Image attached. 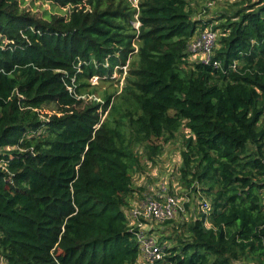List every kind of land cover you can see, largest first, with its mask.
<instances>
[{
	"label": "trees",
	"instance_id": "obj_1",
	"mask_svg": "<svg viewBox=\"0 0 264 264\" xmlns=\"http://www.w3.org/2000/svg\"><path fill=\"white\" fill-rule=\"evenodd\" d=\"M48 1L72 13L39 20L0 0V260L138 264L134 176L162 152L152 140L183 134L175 174L199 204L149 231L165 247L157 264H264V0L219 25L189 0ZM207 28L220 68L189 53ZM124 67L105 106L79 99ZM45 106L56 113L43 119Z\"/></svg>",
	"mask_w": 264,
	"mask_h": 264
},
{
	"label": "rangeland",
	"instance_id": "obj_2",
	"mask_svg": "<svg viewBox=\"0 0 264 264\" xmlns=\"http://www.w3.org/2000/svg\"><path fill=\"white\" fill-rule=\"evenodd\" d=\"M18 1L21 10L30 13L31 16L39 20L49 21L52 17L68 18L69 15L72 13V9H70L69 6L66 8L56 6L48 0ZM129 1L133 3L134 7H137L139 0ZM189 1L190 3H192L191 5L195 11L194 17H196L197 19L203 18L208 20L219 21L221 15H223L224 13H226L227 15H232L235 11L244 7L246 4L242 3L244 1L247 2L248 0H215L213 3H209L203 0ZM205 6L210 7V10L204 12ZM84 7L87 10L90 9L89 6L86 4V0H84V3L79 6V9H82ZM219 24L220 21L218 23L215 22V24L213 25ZM137 26L138 24H136V28ZM217 34L219 38L220 31H217ZM134 47L135 52H137L138 46L135 45ZM197 57L198 59H201V55H198ZM113 78L115 80H112V83L100 82L99 79L94 78L89 79L88 83L90 86L88 89L85 90V92H80L83 95H80L79 99H82V101L85 102L84 105H87V103L103 104L102 99L103 96L106 94H116V96H114L116 98L122 92V89L125 85V79L118 72L116 75H114ZM112 105L113 104H111L109 107L102 108V110H105L102 115V121H105L107 119ZM103 106L105 105L103 104ZM54 109V106H45L43 109H41L43 119H45V117H50L51 115L55 114L56 111ZM151 144L162 146V152L157 155L154 160L146 161V164H144L143 166V170L135 174L133 182L135 189L138 190H136L134 195L131 196V204L134 206L135 204L144 200L148 196L152 195L155 191L161 190V187H166L168 190L170 187L173 194L178 197L180 205L182 207V211L178 213L175 218V221H191L194 217V211L198 207L199 201H197L198 199L196 198L197 196L195 195V193H192L191 190L190 192H187V189L183 186L180 180V176L175 174V172H177V167L181 164V148L184 144L183 134H178L175 140L168 144H165L162 139L152 140ZM142 160L144 159L142 158ZM141 189L144 190L142 191ZM128 210L129 208L127 209V212L130 211ZM155 223L156 222L149 223L148 228L153 229L154 227H157V224ZM207 226H209V224H207ZM158 228L160 227H157V229ZM165 228L169 229L170 233H172V224ZM166 229L164 230L166 231ZM0 264H4L2 260H0Z\"/></svg>",
	"mask_w": 264,
	"mask_h": 264
},
{
	"label": "built area",
	"instance_id": "obj_3",
	"mask_svg": "<svg viewBox=\"0 0 264 264\" xmlns=\"http://www.w3.org/2000/svg\"><path fill=\"white\" fill-rule=\"evenodd\" d=\"M216 39L217 33L212 28L205 29L189 44V53L193 54L194 57L201 55V59L205 64H213L215 68H220V63L212 62ZM123 69L122 76L125 79L127 67ZM93 78L98 79L97 77ZM72 82L74 83L75 79H72ZM68 90L71 94H75L73 86H68ZM160 189L135 204L128 212L129 227L131 226L133 230L135 228L139 229L136 237L141 251L138 264H157L163 261L166 256L165 247L158 243L157 236L155 237L154 234L149 233L151 229L148 228V224L151 222L161 224L172 220L182 211L178 197L166 187ZM200 204L202 214L208 217L211 211L210 202L207 199H202Z\"/></svg>",
	"mask_w": 264,
	"mask_h": 264
}]
</instances>
